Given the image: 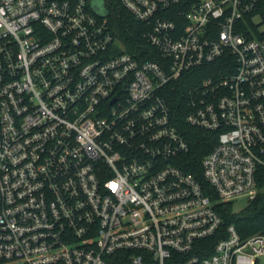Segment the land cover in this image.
I'll return each instance as SVG.
<instances>
[{
    "label": "built area",
    "instance_id": "obj_1",
    "mask_svg": "<svg viewBox=\"0 0 264 264\" xmlns=\"http://www.w3.org/2000/svg\"><path fill=\"white\" fill-rule=\"evenodd\" d=\"M120 1L151 58L92 0H0V264H260L218 207L264 169V0Z\"/></svg>",
    "mask_w": 264,
    "mask_h": 264
},
{
    "label": "trees",
    "instance_id": "obj_2",
    "mask_svg": "<svg viewBox=\"0 0 264 264\" xmlns=\"http://www.w3.org/2000/svg\"><path fill=\"white\" fill-rule=\"evenodd\" d=\"M108 4V25L115 38L124 48L123 52L133 55L140 61L151 58L152 48L144 38L146 28L139 23L124 7L120 0H106ZM186 87L183 88V91ZM183 91H178L172 97L182 98ZM185 92V91H184ZM175 102V101H174ZM174 106L176 104H173ZM185 134L191 144V151L180 162V166L192 173L201 174L199 170L202 159L214 148L215 136L209 132L186 127ZM258 194L254 200L239 214L233 211V202L229 201L218 207V212L224 218L225 227L234 224L243 237L264 233V169L257 176Z\"/></svg>",
    "mask_w": 264,
    "mask_h": 264
},
{
    "label": "rangeland",
    "instance_id": "obj_3",
    "mask_svg": "<svg viewBox=\"0 0 264 264\" xmlns=\"http://www.w3.org/2000/svg\"><path fill=\"white\" fill-rule=\"evenodd\" d=\"M233 204V211L240 213L249 205V194H242L231 200ZM260 264H264V257L260 259Z\"/></svg>",
    "mask_w": 264,
    "mask_h": 264
},
{
    "label": "water",
    "instance_id": "obj_4",
    "mask_svg": "<svg viewBox=\"0 0 264 264\" xmlns=\"http://www.w3.org/2000/svg\"><path fill=\"white\" fill-rule=\"evenodd\" d=\"M95 11L100 17H108V11L104 4V0H92Z\"/></svg>",
    "mask_w": 264,
    "mask_h": 264
}]
</instances>
